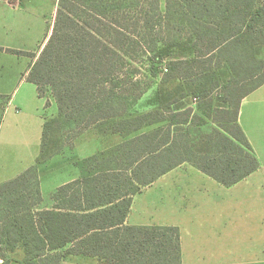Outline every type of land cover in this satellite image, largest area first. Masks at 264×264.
<instances>
[{"label": "trees", "instance_id": "1", "mask_svg": "<svg viewBox=\"0 0 264 264\" xmlns=\"http://www.w3.org/2000/svg\"><path fill=\"white\" fill-rule=\"evenodd\" d=\"M141 56L151 76L168 64L156 108L132 113L128 102L146 91ZM26 78L41 97L51 90L57 115L43 122L35 163L0 183V264H68V253L181 264L178 227L125 221L133 196L181 164L225 187L260 167L238 115L264 83V0H165L164 9L159 0H57ZM93 126L125 139L83 159L88 172L43 207L38 165Z\"/></svg>", "mask_w": 264, "mask_h": 264}, {"label": "crops", "instance_id": "2", "mask_svg": "<svg viewBox=\"0 0 264 264\" xmlns=\"http://www.w3.org/2000/svg\"><path fill=\"white\" fill-rule=\"evenodd\" d=\"M44 4L45 0H0V183L33 165L39 154L47 98L39 96L37 86L28 81L26 75L51 32L52 22L49 23V18L41 11ZM50 102L52 108L54 103ZM244 109L245 123L242 121ZM238 122L260 163L255 172L243 179L251 182L244 196L249 204L245 207V214L249 215L245 221L238 220L241 209L238 210L237 204H231L226 211H222L220 204L197 209L198 222L192 225L183 209L186 195L179 184H175L172 191L160 193L157 204L162 209H157V204L149 207L139 203L141 193L169 175L173 180L180 179L175 174L181 170L205 175L211 185L217 182L186 163L163 174L133 196L125 224L178 227L181 264H264V83L242 99ZM90 130L93 129L85 130L71 146L38 165L43 207L51 206V194L59 186L86 174L81 160L125 139L118 132L102 135L94 129L92 139L87 140ZM79 146L82 147L77 150ZM237 245L241 246L239 250ZM65 262L111 264L105 258L73 253L66 254Z\"/></svg>", "mask_w": 264, "mask_h": 264}, {"label": "rangeland", "instance_id": "3", "mask_svg": "<svg viewBox=\"0 0 264 264\" xmlns=\"http://www.w3.org/2000/svg\"><path fill=\"white\" fill-rule=\"evenodd\" d=\"M161 9H164L165 7V0H159ZM56 0H45V4L43 7H41L42 13L45 15V17L49 18V23L53 22L56 12ZM52 24V23H51ZM147 63V64H146ZM149 62L144 60V57L141 56L140 62L137 64L140 71V77H141V86L142 88H146V91L143 93V95L137 99V100H130L128 102V109L132 113H145L147 111H151L156 108L155 104V98L154 93L157 89V84L159 81H161V77L163 73L165 72V66H167L168 61H164L162 65L155 64L154 68L157 74L155 76H151L148 74V68H149ZM227 69L223 68L220 70L221 78H226L227 76ZM147 75V76H146ZM169 86V84H168ZM51 90L47 88L45 92V98H47L46 101V118L50 119L52 117H55L57 115V107L55 100L50 92ZM192 95H190L186 100L191 102V105L195 106V100L192 99ZM51 101H53L54 106L51 108ZM243 123H245L246 118V112L245 109L243 110ZM209 124H212L211 120H208ZM213 125V124H212ZM98 126V125H95ZM95 126L91 127L93 130L96 129ZM106 126V125H105ZM108 126V125H107ZM106 126V128H107ZM66 129L68 126H65ZM71 127H74L71 126ZM90 128V129H91ZM204 129H208V126H203ZM93 130L89 131V135L86 136L87 140L92 139L91 137L94 135ZM73 133V132H72ZM33 137V134H30V138ZM98 144H101V142H98ZM82 146L77 147V150H80ZM83 161V160H81ZM84 163V162H83ZM80 164V162H79ZM78 164V165H79ZM87 165V163H86ZM89 169V168H88ZM87 167L85 168L86 173L88 172ZM171 172V171H170ZM178 175L181 177L180 179L173 180L172 176L169 175L167 178H164L162 181L157 182L153 187H151L149 190L141 193L139 195V203L145 204L146 206L157 204L158 196L160 193L164 191H172L175 189V184H179L183 190L185 191L186 198L183 201L184 210L187 211L189 221L192 225H194L195 222H198V216L200 215L198 212H195L197 209H201L200 207H209V206H217L222 205L223 209L222 211H226L229 206L232 204H237V208L239 211L238 214V220L240 222H243L248 218L249 215L245 214V207L249 206L247 203V199L244 198L246 192L251 187V182L240 181L239 183L235 184L231 187H223L220 184L211 182L208 177L201 174H193L190 170H181L178 173L175 174V177H178ZM55 180H53V183H55ZM214 181V180H213ZM47 188L45 187V192H47ZM47 197L46 195H44ZM157 209L162 207L157 204ZM220 205V206H221ZM255 217V216H254ZM241 246L237 245L236 248L239 250ZM8 256L11 254H7ZM12 255H15L16 257L20 256V252L13 253ZM1 262V258H0Z\"/></svg>", "mask_w": 264, "mask_h": 264}]
</instances>
